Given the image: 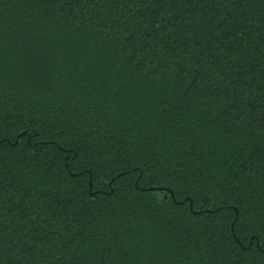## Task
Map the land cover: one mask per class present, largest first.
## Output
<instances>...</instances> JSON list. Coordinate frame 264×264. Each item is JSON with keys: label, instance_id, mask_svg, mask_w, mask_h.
Masks as SVG:
<instances>
[{"label": "trees", "instance_id": "trees-1", "mask_svg": "<svg viewBox=\"0 0 264 264\" xmlns=\"http://www.w3.org/2000/svg\"><path fill=\"white\" fill-rule=\"evenodd\" d=\"M0 264H264V0H0Z\"/></svg>", "mask_w": 264, "mask_h": 264}, {"label": "water", "instance_id": "water-1", "mask_svg": "<svg viewBox=\"0 0 264 264\" xmlns=\"http://www.w3.org/2000/svg\"><path fill=\"white\" fill-rule=\"evenodd\" d=\"M90 187L92 188V183L90 181ZM148 190L150 191H156V190H159V191H167L169 194L173 195V191L171 189H163V188H156V187H152V188H149ZM92 196H95V193H92Z\"/></svg>", "mask_w": 264, "mask_h": 264}, {"label": "snow or ice", "instance_id": "snow-or-ice-1", "mask_svg": "<svg viewBox=\"0 0 264 264\" xmlns=\"http://www.w3.org/2000/svg\"><path fill=\"white\" fill-rule=\"evenodd\" d=\"M43 55H44L43 52H38L37 53L38 60L41 59L43 57Z\"/></svg>", "mask_w": 264, "mask_h": 264}]
</instances>
